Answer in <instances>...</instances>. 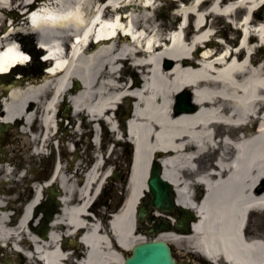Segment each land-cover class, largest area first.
Returning a JSON list of instances; mask_svg holds the SVG:
<instances>
[{
	"label": "bare ground",
	"instance_id": "obj_1",
	"mask_svg": "<svg viewBox=\"0 0 264 264\" xmlns=\"http://www.w3.org/2000/svg\"><path fill=\"white\" fill-rule=\"evenodd\" d=\"M41 1H49L51 8L32 14V34L44 49L55 53L57 59L50 64L53 73L42 72L26 82L16 80L6 87L5 103L0 106V123L10 128L20 122L16 133L27 136L30 144L38 137L31 138L28 128L40 119L43 138L33 155H44L56 134L68 139L64 145L69 153L77 150L76 137L82 128H90L88 134H93L87 146L91 148L93 140L97 141L91 127L99 118L116 129L113 110L118 100L128 99L129 63L147 64L151 81L145 85L150 90L134 108L129 127L135 146L131 176L125 199L108 223L92 219L86 206L95 201L111 169L103 172L95 158L84 177H79V168L70 173L57 162L51 180L62 191V208L46 237L32 230L28 213L42 199L48 184L34 187L14 222L9 210L12 202L1 195H7V190L0 180V245L7 243L12 250L25 252L21 244H30L27 264H42L41 259L45 264H75L67 252L75 242L69 240L73 230L83 228L78 230L86 249L81 264H124L133 247L147 240L134 228V208L139 195L147 191L149 166L159 154L161 178L174 187L177 204L197 214L189 233L170 229L156 236L179 251L176 264H192V251L218 264H264V190H260L264 184V19L253 17L264 0L172 1L173 6L184 4L175 17L179 21L188 18L196 31L193 38L183 30L181 39L179 28L165 48H150L161 33L151 18L152 9L146 7L149 0L125 1L121 8L127 10V16H120V9L101 6V0H0L1 27L7 19L3 13L11 11L9 29L4 36L0 34V71L25 61L22 50L29 48V41L25 40L27 22L23 18ZM17 9L24 13L15 12ZM218 21L226 29L235 26L240 33L237 52L225 60L218 54L207 57L210 50L221 47V53L230 48L217 39L224 38L223 28L214 30ZM125 24L132 39L138 46L145 42L149 52H140L120 33L93 43L95 34L106 37ZM71 35H78V42L67 54ZM18 42L24 43L21 49ZM164 61L173 64L167 68ZM119 64L124 69L118 71ZM187 90L197 109L177 113L175 99ZM63 114L68 125L61 120ZM258 115V130H254L251 120ZM241 130L242 139L237 136ZM115 133L119 136L118 128ZM3 152L0 175L8 177L12 166ZM83 163L82 158L76 165L82 168ZM194 180L206 186L199 201L202 186ZM247 216L250 222L245 227ZM18 237L23 238L22 243L17 242ZM9 258L5 264H13Z\"/></svg>",
	"mask_w": 264,
	"mask_h": 264
},
{
	"label": "rangeland",
	"instance_id": "obj_2",
	"mask_svg": "<svg viewBox=\"0 0 264 264\" xmlns=\"http://www.w3.org/2000/svg\"><path fill=\"white\" fill-rule=\"evenodd\" d=\"M258 1V0H256ZM177 6V5H176ZM176 6L172 5V2H166L164 4V6L162 8H159L154 12V17H157L158 19L161 18H166V19H171L170 17L173 16L171 9L175 8ZM11 12V11H10ZM9 12V13H10ZM16 12V11H15ZM8 13V14H9ZM4 16H7V14L4 13ZM239 16V15H238ZM217 26H221V28H223L222 32H223V37H226L227 35L229 36L230 39H233L235 42L238 38V33H236L232 28L231 29H226L224 28V26L222 27V22L218 21L217 22ZM230 28V27H229ZM1 30L3 31L4 29L1 28ZM232 44V43H231ZM258 55H260V53H258ZM162 64L166 65V62L164 61ZM84 138L82 139L81 136H77V140L78 142H80V149H79V154H80V158L79 159V163L82 161V158L84 159V163L82 164V169L81 167H76V168H80L79 173L84 169V166L86 165V163H90L91 160V155L94 149L92 148H88V141H89V135H87V133L90 131V128H82ZM9 133H7L8 137H4L3 138V142H1L2 145L6 146V149L8 150V153L11 157H14V162L12 163V168L10 169L11 174L8 177H3L2 175H0V180H4V183H2L1 185H4L6 190H7V195L6 196L7 199L13 200L14 201V206L22 211V208L24 207L25 203L31 198L32 196V183H29V185L27 184L25 177L26 174H24L25 176H20V173L18 174V166H24L23 163H25L27 165L26 168H28L30 171H33L34 173L31 174L30 179H34L33 177L38 176L40 171H39V167H40V163L42 161L41 157H37V156H32V151L30 149V144L28 143L26 136L24 137V135L21 137L22 141L20 139H18L17 135H15V131L14 129H11L8 131ZM112 136L110 135V133H105L103 134L102 137V142H101V151L102 152H106V148H108L109 144H111V140ZM24 146V147H23ZM125 151L126 149H124L123 146H118L116 148H114V151L112 152V154L109 156V161H107V165H105L103 167V172L106 170V168H112L114 169V164L116 162H119L120 164L123 163L125 161ZM72 160H77L74 156H70V157H66ZM65 158V159H66ZM41 159V161H40ZM53 158L51 157L50 159H48L47 163L51 164ZM22 164V165H21ZM1 165V163H0ZM77 179V178H76ZM42 181H34L33 183V187L35 185H39L41 184ZM24 187H27V189H29L28 191V195H26V191L23 190L21 192V189H24ZM120 188L116 187L115 192H119ZM19 193L22 194V196H24L21 200L19 198ZM122 203H120V205L118 207L121 206ZM96 213H98L101 216H107L106 219H109L110 217L108 216L109 211L104 208L101 207V204H99V206L96 208L95 210ZM104 224H106V222H103ZM65 231H63L62 233H64ZM79 252L82 254L83 250L82 247H79ZM9 252V257L10 260L12 262H14V264H27L26 259L24 258V256H22L21 254H18L14 251H11L10 248L9 249H4L2 247H0V257L1 259H6V255L5 252ZM179 251L177 249H173V256L175 257V259L178 258ZM18 259H21V262H18ZM0 264H2L0 262ZM193 264H204V263H196L194 261ZM206 264V263H205Z\"/></svg>",
	"mask_w": 264,
	"mask_h": 264
},
{
	"label": "water",
	"instance_id": "obj_3",
	"mask_svg": "<svg viewBox=\"0 0 264 264\" xmlns=\"http://www.w3.org/2000/svg\"><path fill=\"white\" fill-rule=\"evenodd\" d=\"M261 16H264V7L261 9ZM172 62H167V67L172 66ZM195 105L189 104V94L185 91L177 98V104L175 111L177 113L188 112L196 110ZM160 169L156 163L152 164L150 170V178L147 180V186L149 192L145 197L140 198L138 207L136 208V217L138 224L142 220H146L147 223L151 224L153 218L150 213L153 210H159L161 212H169L178 214L177 227L186 230V219L190 215L183 208H178L176 206L175 200H173V192L171 190V185L160 177ZM52 184V183H51ZM54 184L49 185L47 191H49V205L44 207L45 203H39L33 210L32 220L37 222L39 225L35 229L39 230L41 233L47 232L49 230V223L53 219L55 211H53L54 206H59V200L54 199L56 195L61 196V192L56 190ZM264 187L260 188L263 190ZM47 210L51 213H47ZM43 217H40V214ZM158 225H154L155 228ZM166 224L162 223L160 228H164ZM161 230V229H158ZM157 232V231H156ZM124 264H175L170 252L169 246L164 241H151L136 245L131 253V256L126 259Z\"/></svg>",
	"mask_w": 264,
	"mask_h": 264
},
{
	"label": "flooded vegetation",
	"instance_id": "obj_4",
	"mask_svg": "<svg viewBox=\"0 0 264 264\" xmlns=\"http://www.w3.org/2000/svg\"><path fill=\"white\" fill-rule=\"evenodd\" d=\"M47 170V169H45ZM48 174V173H45ZM108 183L104 189V192L102 193V196L100 197V201H102L104 204L107 205L108 208L110 209H115L120 201V199L118 201L115 200V197L113 195V191H112V187L111 184L113 185V183Z\"/></svg>",
	"mask_w": 264,
	"mask_h": 264
}]
</instances>
